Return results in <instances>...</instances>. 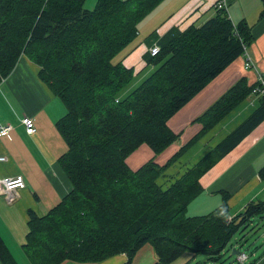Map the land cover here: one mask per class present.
Listing matches in <instances>:
<instances>
[{"label":"trees","instance_id":"1","mask_svg":"<svg viewBox=\"0 0 264 264\" xmlns=\"http://www.w3.org/2000/svg\"><path fill=\"white\" fill-rule=\"evenodd\" d=\"M84 1L0 0V81L25 55L65 107L55 127L67 146L59 165L71 187L44 215L28 211L27 259L97 263L124 253L122 264H132L145 244L157 257L153 264L186 252L218 259L234 233L264 211V200L249 202L231 219L225 190L207 214L189 216L186 208L202 191L201 177L264 120V95L201 159L172 181L159 180L259 83L245 76L234 82L194 119L200 129L165 163L150 159L133 169L127 157L142 145L161 153L177 140L168 120L243 55L250 26L243 19L233 24L217 10L200 25L171 29L156 42L159 52L146 57L154 71L120 97L134 69L113 58L162 0H96L91 9ZM259 174L264 177V165ZM0 264H18L1 236Z\"/></svg>","mask_w":264,"mask_h":264},{"label":"crops","instance_id":"2","mask_svg":"<svg viewBox=\"0 0 264 264\" xmlns=\"http://www.w3.org/2000/svg\"><path fill=\"white\" fill-rule=\"evenodd\" d=\"M217 1L162 0L150 10L138 23V28L144 36L140 41V51L136 59L123 62L125 66L134 69V76L129 85L121 91L120 97L131 92L156 68V66L148 64L146 61L149 48L152 45L157 44L156 42L171 29L183 30L189 25H200L213 17L217 11L215 8ZM241 1L225 0L226 7L221 11L228 16L233 24L242 19L246 21L252 34L250 43L257 33H262L258 38L259 43H262V40H264V16L261 14L262 10L258 9L259 18L258 16L254 18L251 13L249 18L248 13L250 11L243 8ZM253 1L257 2V0ZM234 4H240L242 9L235 11ZM84 6L85 8L88 7L87 9H91V6H87L86 0L84 1ZM230 11L234 13L232 18L229 16ZM257 30L263 32H258ZM247 53L256 69L264 77V58L260 57L256 47H252L250 51L247 50ZM38 69V65L27 56L22 55L13 70L0 81V125L8 124L11 126L8 137L0 136V155L7 158L6 161L0 162V176L21 175L25 182V187L16 191V196L12 200H7L4 195H0V236L18 264H31L23 251L28 232V211L32 210L37 215H44L60 202L71 187L67 175L59 165V157L65 153L67 146L55 127L57 119L64 115L65 107L59 98L39 79ZM243 76L249 82L257 80L253 69L247 71L243 68V56H240L212 79L209 83L210 85L207 84L175 114L177 116L181 115L182 121L174 125L172 117L168 125L175 132L182 131L183 127H190L198 131L201 126L197 122L193 123V120L202 114L214 101L207 105L203 102L200 106L201 108L198 109V103L195 100L200 98V96H204L207 86H211V89H208L206 93L212 96L214 92L212 88L214 84H217V80L222 82L226 79H231L233 84ZM257 104L258 102L256 101L248 114L241 120H232V117L225 120L228 115L225 116L220 121L221 123L219 122L220 124L218 123L214 126L188 150L191 148L200 150L201 154H199L198 160L201 159L245 119ZM25 116L33 119L35 131L31 134L27 133L24 124L21 122ZM223 129L229 130L225 132L223 137L215 141L216 134ZM197 131H194L184 143ZM168 148L171 149V154L161 162H156L159 164L165 163L180 148V145L177 146L174 141ZM142 149H147V147L142 145L135 151L133 160L135 167L130 166L131 168L135 169L144 163H140L141 160L136 155V152ZM147 150L150 152L149 149ZM198 160L196 159L192 164ZM263 165L264 120L201 177L202 191L194 199L198 198L196 200H199L204 195H220L219 191L225 190L230 194L227 204L229 217H232L242 211L249 202L264 200V177L259 174V170ZM189 167L183 165H179V168L174 165L171 166L159 180L160 183L172 181L174 177L179 176ZM220 203L221 195L220 199L215 197L212 202L201 201L196 203L197 210L193 214H207L219 206ZM214 205L216 206L212 208ZM150 248L146 250L149 255L147 264H152L157 260L152 246ZM139 253L140 250L136 253L132 264H139ZM125 261L126 255L121 253L97 263H79L65 260L60 264H122ZM173 262L170 264H173ZM253 264H264V255Z\"/></svg>","mask_w":264,"mask_h":264},{"label":"rangeland","instance_id":"3","mask_svg":"<svg viewBox=\"0 0 264 264\" xmlns=\"http://www.w3.org/2000/svg\"><path fill=\"white\" fill-rule=\"evenodd\" d=\"M96 0H86L87 6H91L90 8H93ZM258 2V4H257ZM242 0L241 3L243 4V8L245 10L250 11L248 14L250 18L251 15L254 16V18H257L258 16V9L260 8L262 11L264 10L263 4L261 0ZM88 8V7H87ZM235 11H239L242 9L240 4H234ZM230 18L234 16V13L230 11L229 13ZM259 18V16H258ZM138 27V26H137ZM258 32H263L260 30H257ZM262 33H257L255 37L253 38L252 42L248 44L247 50L250 51L252 47H256V51L260 54L261 58H264V40H262V43H259L258 38ZM143 34L141 33V30L138 28V34L135 36L133 40H131L126 46H124L113 58V61H121L122 63L124 61L130 60L134 61L140 51V41L143 39ZM257 38V39H256ZM248 71V70H247ZM210 83V82H209ZM208 83V85H210ZM215 83V82H214ZM213 83V84H214ZM211 84V85H213ZM232 84L231 79H226L222 82H219L217 80V84H214V87L212 90L214 91L212 96H209L206 92L208 89H211V86H207L206 92H204V96H200L197 100V108H201V104L204 102V104H210L211 102L215 101L224 91ZM260 98L255 97V95H249L246 99H244L239 105H237L231 112L228 114V116L225 118L228 119L232 117V120H241L244 118L251 107L258 101ZM253 100L252 104L251 101ZM196 103V102H194ZM192 105V104H191ZM250 106V107H249ZM191 107V106H190ZM247 107V108H246ZM249 107V108H248ZM172 118V117H171ZM171 118L168 120V122L171 120ZM173 122L174 125L176 123H179L182 121L181 115H175L173 116ZM195 121L193 120V123ZM221 123V122H220ZM219 123V124H220ZM229 129H223L222 131H219L215 136V141L219 140L221 137L224 136L225 132H227ZM197 130H193L190 127H183L182 131L178 132L179 136L177 140H175L176 145H182L184 142L192 135V133ZM214 141V142H215ZM147 149H149L150 152H148L147 149L138 150L136 152L137 157L141 160L140 163H143L147 160H154L161 162L164 158L168 157L171 154V149L166 148L161 153H154L148 146ZM141 149V148H140ZM200 150H197L196 148H191L186 152V154L179 158L174 164V166H177L179 168V165L187 166L189 167L196 159L199 158ZM188 156V157H187ZM201 156V155H200ZM135 158V152H133L129 157H127L130 166L135 167V163L133 162ZM4 162V161H2ZM133 163V165H131ZM183 169V168H182ZM172 178V177H171ZM163 183H167L163 182ZM221 195V194H220ZM220 195H204L199 200H191L186 208V214L187 215H194L193 213L196 212V203H199L201 201H205L206 203L212 202L215 197H218L220 199ZM193 201V202H192ZM216 205H214L212 208H214ZM211 208V209H212ZM209 209V210H211ZM200 213V211H199ZM198 214V213H195ZM150 244L145 245L140 249V253L138 254V262L139 264H147V260L149 258V255L147 253V249H151ZM230 247V250L227 248ZM239 250L240 252H244L248 255V258L246 259V263H255L259 258H261L264 255V211L256 214L250 223H248L245 227H243L241 230L234 233V235L227 241L226 245L221 250V255L217 256L215 260L208 259V255L198 254L193 255L191 252H186L182 256L178 257L174 260L173 264H241L237 261V254H231L232 249ZM151 262V261H150ZM149 264V263H148ZM153 264V263H152ZM170 264V263H168Z\"/></svg>","mask_w":264,"mask_h":264},{"label":"built area","instance_id":"4","mask_svg":"<svg viewBox=\"0 0 264 264\" xmlns=\"http://www.w3.org/2000/svg\"><path fill=\"white\" fill-rule=\"evenodd\" d=\"M225 7H226L225 0H218L215 4V8L217 10H223L225 9ZM227 15H228V12H227ZM243 48H244V52L242 55L243 56V68H245L246 70L253 69L257 77L256 82L259 83V85L252 90L251 94L255 95V97L262 96L264 95V77L263 75H261L258 69H256V66L251 61V58L249 54L247 53L246 45H243ZM159 49L160 48L157 44L152 45L149 48L150 55L152 56L156 55L159 52ZM252 102L253 100L251 101V104ZM21 122L24 124L27 133L31 134L35 131L33 119L30 118L29 116L23 117ZM10 129H11V126L8 124L0 125V136L8 137ZM6 160L7 158L5 156L0 155V162L6 161ZM24 187H25V182L21 175L8 176V177L0 176V195H4L7 198V200H12L16 196L15 194L16 191L21 190ZM229 219H231V217H229ZM247 258H248V255L244 252H239L237 254L238 263L252 264V263H246Z\"/></svg>","mask_w":264,"mask_h":264},{"label":"water","instance_id":"5","mask_svg":"<svg viewBox=\"0 0 264 264\" xmlns=\"http://www.w3.org/2000/svg\"><path fill=\"white\" fill-rule=\"evenodd\" d=\"M262 4H263V8H264V0H261ZM228 250H230V247L227 248ZM240 251L236 250L235 248L231 250V254H238Z\"/></svg>","mask_w":264,"mask_h":264}]
</instances>
